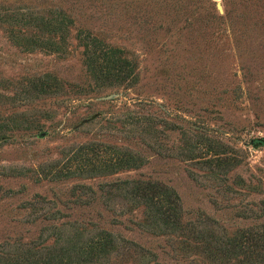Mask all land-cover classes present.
Listing matches in <instances>:
<instances>
[{"label": "rangeland", "instance_id": "rangeland-1", "mask_svg": "<svg viewBox=\"0 0 264 264\" xmlns=\"http://www.w3.org/2000/svg\"><path fill=\"white\" fill-rule=\"evenodd\" d=\"M262 226L264 0H0V264H264Z\"/></svg>", "mask_w": 264, "mask_h": 264}, {"label": "trees", "instance_id": "trees-1", "mask_svg": "<svg viewBox=\"0 0 264 264\" xmlns=\"http://www.w3.org/2000/svg\"><path fill=\"white\" fill-rule=\"evenodd\" d=\"M123 159L124 158H122L120 160V163H122L124 161ZM127 161H135V159L134 158H130ZM123 165H124V163H123ZM131 166H137L136 162L134 164H131ZM136 188L138 189V191L140 193H147V191L148 190H151L153 188V186L150 183L149 184L144 183V184L139 185ZM171 193H172L171 195L174 197L173 199H175V200H177V202H179L180 201V196L174 190H172ZM203 222L206 223V224H209V225H215L217 223L216 220L210 218L209 216H205V219H203ZM261 228H262L261 230L264 231V226H262ZM110 236H111V238H113L115 240V237L113 235L110 234ZM123 241H125L126 243H129V244H127L128 245L127 247H133V248H135L136 250H138L140 252H145L147 254H153L151 251L144 249L142 246H140L139 244H137V243H135L133 241L126 240V239H123ZM253 241L257 245H259V244H262L263 245L264 244V236H261V237H253ZM3 245H5V243L4 244H1L0 243V247L3 246ZM221 249L223 251H225V252L226 251H230V248H228V246H226V245L223 248L221 247ZM233 249H235V248H233Z\"/></svg>", "mask_w": 264, "mask_h": 264}]
</instances>
